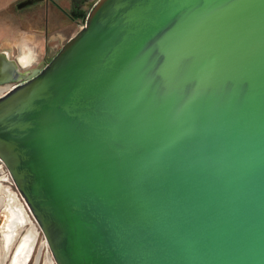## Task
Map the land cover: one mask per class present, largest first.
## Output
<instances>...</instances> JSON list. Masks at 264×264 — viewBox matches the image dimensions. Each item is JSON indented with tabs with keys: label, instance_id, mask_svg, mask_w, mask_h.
Masks as SVG:
<instances>
[{
	"label": "water",
	"instance_id": "1",
	"mask_svg": "<svg viewBox=\"0 0 264 264\" xmlns=\"http://www.w3.org/2000/svg\"><path fill=\"white\" fill-rule=\"evenodd\" d=\"M82 25L45 66L0 54V160L55 264H264V0Z\"/></svg>",
	"mask_w": 264,
	"mask_h": 264
},
{
	"label": "rangeland",
	"instance_id": "2",
	"mask_svg": "<svg viewBox=\"0 0 264 264\" xmlns=\"http://www.w3.org/2000/svg\"><path fill=\"white\" fill-rule=\"evenodd\" d=\"M61 8L60 16L62 20L58 23L59 25L56 28H53L51 31V36H49L48 41L43 36L35 39L33 44H31L32 49L28 46H25L24 52H31L35 56V62L33 67L45 66L47 65L63 48V46L75 36L82 28V19L89 12L92 5L98 0H55ZM73 4L77 5L73 7ZM7 47L0 45V52L6 50ZM36 54V55H35ZM10 89L9 86H0L1 93L4 94ZM0 190L6 192L12 199H15L17 202V208L23 207V211L27 214L29 218V223L20 231V235L26 231H33L36 234V244L34 248V254L31 258L29 264H47L46 257L50 259V264H54L51 256V252L47 246L45 236L42 231H38L36 227V221L31 217L30 211L27 209L26 203L17 195L14 182L8 177V170L2 165L0 160ZM0 200L2 205L0 208V213L3 212V208L7 203V196L5 194H0ZM14 203V204H15ZM23 203L26 205L24 206ZM4 223V222H3ZM32 223V225H31ZM36 230V231H35ZM40 232V233H39ZM18 240L15 241L17 243ZM3 238L0 235V249L3 250ZM11 253V252H10ZM10 254L5 262L9 264ZM46 262V263H45Z\"/></svg>",
	"mask_w": 264,
	"mask_h": 264
},
{
	"label": "crops",
	"instance_id": "3",
	"mask_svg": "<svg viewBox=\"0 0 264 264\" xmlns=\"http://www.w3.org/2000/svg\"><path fill=\"white\" fill-rule=\"evenodd\" d=\"M61 12L55 0H0V45L7 47L0 54L7 53L10 60L19 62L25 46L32 49L31 44L43 35L48 41L62 20ZM19 67L22 73L33 69Z\"/></svg>",
	"mask_w": 264,
	"mask_h": 264
},
{
	"label": "bare ground",
	"instance_id": "4",
	"mask_svg": "<svg viewBox=\"0 0 264 264\" xmlns=\"http://www.w3.org/2000/svg\"><path fill=\"white\" fill-rule=\"evenodd\" d=\"M19 62H20L19 65L22 68H26V70H27L28 68L32 67L33 63L35 62V56L31 52L26 51L19 57ZM0 93H1V90H0ZM2 95H0V96H2ZM0 194H5L7 196L8 200H7L6 205L8 206V210L11 211V213L9 212L10 214L8 212L6 213L4 211L0 213V218H2V220H4V223H3L2 227L0 228V235H2L3 244H4L3 250L0 249V264H5V262L8 258V255L10 254L11 249L13 248V245L15 244V241L20 236V231L23 228H25V226L29 223V218H28L27 214L25 213V211H23V207L18 208L15 212L13 211V209H15V207H17V205H18L17 202L15 203V199H12L6 192H4L2 190H0ZM2 201L3 200H0V208L2 205ZM23 205L26 206L24 203H23ZM27 209H28V207H27ZM28 211H29V209H28ZM31 225H32V223H31ZM27 232L29 234V237L26 240L29 241V247L28 248H29V251L32 253L33 248L36 244L37 237L33 231L29 230ZM52 260H53V258H52ZM26 262H27V260L24 261L23 264H26ZM53 262H54V260H53ZM54 264H55V262H54Z\"/></svg>",
	"mask_w": 264,
	"mask_h": 264
},
{
	"label": "flooded vegetation",
	"instance_id": "5",
	"mask_svg": "<svg viewBox=\"0 0 264 264\" xmlns=\"http://www.w3.org/2000/svg\"><path fill=\"white\" fill-rule=\"evenodd\" d=\"M77 5H75V4H73V7H76ZM77 8V7H76ZM38 66V65H37ZM36 66V67H37ZM18 208L17 207H15V209H13V211L15 212L16 210H17ZM4 212H10L11 213V211L10 210H8V206L7 205H5L4 206V208L2 209ZM8 210V211H7ZM9 213V214H10ZM26 236V237H25ZM29 237V234H28V232L26 231V232H24V233H22L20 236H19V238L17 239L18 241H17V243H15L14 245H13V248L11 249V253H10V262H9V264H23L24 263V261H26L27 260V262H26V264H29L30 263V261H31V258H32V256H33V254H34V248H35V246H34V248H33V251H32V253L29 251V241L28 240H26L27 238ZM24 238V239H23ZM46 262H47V264H50L51 262H50V259H48L47 257H46ZM45 262V263H46Z\"/></svg>",
	"mask_w": 264,
	"mask_h": 264
}]
</instances>
